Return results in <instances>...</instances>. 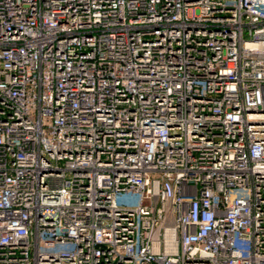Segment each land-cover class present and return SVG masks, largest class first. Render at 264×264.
Returning <instances> with one entry per match:
<instances>
[{
	"label": "built area",
	"instance_id": "2783aa9c",
	"mask_svg": "<svg viewBox=\"0 0 264 264\" xmlns=\"http://www.w3.org/2000/svg\"><path fill=\"white\" fill-rule=\"evenodd\" d=\"M0 264H264V0H0Z\"/></svg>",
	"mask_w": 264,
	"mask_h": 264
},
{
	"label": "rangeland",
	"instance_id": "374dc122",
	"mask_svg": "<svg viewBox=\"0 0 264 264\" xmlns=\"http://www.w3.org/2000/svg\"><path fill=\"white\" fill-rule=\"evenodd\" d=\"M120 198L123 199V200L129 201V202H132V201L136 200V198L132 197L130 194H123V195L120 196Z\"/></svg>",
	"mask_w": 264,
	"mask_h": 264
}]
</instances>
